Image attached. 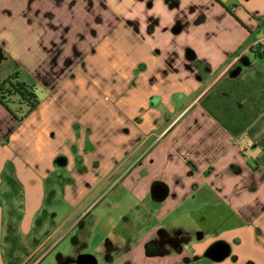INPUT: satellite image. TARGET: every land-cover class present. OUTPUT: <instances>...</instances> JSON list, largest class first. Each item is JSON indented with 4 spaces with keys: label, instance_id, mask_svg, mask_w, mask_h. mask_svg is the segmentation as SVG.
Listing matches in <instances>:
<instances>
[{
    "label": "crops",
    "instance_id": "crops-1",
    "mask_svg": "<svg viewBox=\"0 0 264 264\" xmlns=\"http://www.w3.org/2000/svg\"><path fill=\"white\" fill-rule=\"evenodd\" d=\"M263 37L264 0H0V82L39 100L0 103V264H264Z\"/></svg>",
    "mask_w": 264,
    "mask_h": 264
},
{
    "label": "rangeland",
    "instance_id": "rangeland-1",
    "mask_svg": "<svg viewBox=\"0 0 264 264\" xmlns=\"http://www.w3.org/2000/svg\"><path fill=\"white\" fill-rule=\"evenodd\" d=\"M1 73V71H0ZM2 74V73H1ZM10 105V108L14 111H17L16 114L21 116L20 114L22 113H26L27 112V106L25 104H21L16 97H10L9 98V103ZM208 194L211 195L210 193V190H208ZM13 195H15V191L13 190V186L10 185L9 189L8 187H5V189H3V187H0V199L3 200V202H5V205L4 208H3V211L2 213L4 215H9V212L11 209H10V206H13V203L12 201L14 200V198L12 197ZM208 196V195H207ZM127 197L131 198L130 195H127ZM129 198H126V199H129ZM207 199H210V197L208 196ZM102 206V204L100 205ZM211 205L208 203L207 204V207L209 208ZM1 209V208H0ZM212 210L209 209L207 212V214H205V216L203 215H199L200 217H198L199 219V222H200V227H204L206 229V236H209V235H212V234H215L216 230L217 232H220V233H231V228L234 226V225H237V223L239 222V220H235V216L231 213V211H229L224 205H223V210H217V212H221L220 213V220L217 222V221H213V219L211 218L215 213H212L211 212ZM216 212V215L218 216V213ZM67 213V205H64L63 203L61 204V210L60 212H58L57 214V222H60L61 219H64L65 217V214ZM206 213V212H205ZM88 219V218H87ZM162 222L164 223V221L162 220ZM218 228V229H217ZM161 240V239H160ZM22 242L19 241L17 242V244L14 245V247H19L21 248V252L23 254H26L27 252L31 253V251L34 250V248L31 246H27L25 247V245L23 246H20ZM49 244H46L44 246V249L47 248ZM163 245V244H162ZM63 249L62 245L60 246V249ZM186 250L185 254L182 255V258L180 263L181 264H212L210 262V260L206 259V258H198L195 260V258L197 257V254L195 253L194 249L190 248L188 245L185 247ZM170 255H174L176 254L177 252H174L172 250H170ZM36 258L33 257L31 258L27 264H31ZM189 260V261H188ZM57 262L56 260V257H55V253L52 252L51 254L48 255V257H45L43 258V261L40 262L39 264H55Z\"/></svg>",
    "mask_w": 264,
    "mask_h": 264
},
{
    "label": "trees",
    "instance_id": "trees-1",
    "mask_svg": "<svg viewBox=\"0 0 264 264\" xmlns=\"http://www.w3.org/2000/svg\"><path fill=\"white\" fill-rule=\"evenodd\" d=\"M263 46V51L261 47ZM257 46L256 55L264 54V44ZM16 97L21 104L27 106V112L24 114L17 115L16 112L10 108L9 98ZM37 93L33 85H29L21 80L18 72L10 74L6 79L0 82V103L5 106L16 118L22 121L26 116L34 111L39 105Z\"/></svg>",
    "mask_w": 264,
    "mask_h": 264
},
{
    "label": "flooded vegetation",
    "instance_id": "flooded-vegetation-1",
    "mask_svg": "<svg viewBox=\"0 0 264 264\" xmlns=\"http://www.w3.org/2000/svg\"><path fill=\"white\" fill-rule=\"evenodd\" d=\"M76 257L74 254L65 258L64 260H62V262H60V264H68L69 262H73L76 260ZM124 264H130L129 262H125Z\"/></svg>",
    "mask_w": 264,
    "mask_h": 264
},
{
    "label": "built area",
    "instance_id": "built-area-1",
    "mask_svg": "<svg viewBox=\"0 0 264 264\" xmlns=\"http://www.w3.org/2000/svg\"><path fill=\"white\" fill-rule=\"evenodd\" d=\"M263 38H264V37H263ZM263 44H264V43H259L258 46H259V45L262 46ZM261 51H263V46L261 47Z\"/></svg>",
    "mask_w": 264,
    "mask_h": 264
}]
</instances>
